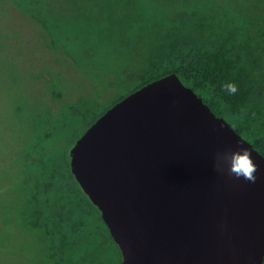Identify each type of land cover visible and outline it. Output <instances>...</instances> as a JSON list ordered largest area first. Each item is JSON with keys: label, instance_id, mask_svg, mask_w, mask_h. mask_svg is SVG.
Masks as SVG:
<instances>
[{"label": "water", "instance_id": "95a60500", "mask_svg": "<svg viewBox=\"0 0 264 264\" xmlns=\"http://www.w3.org/2000/svg\"><path fill=\"white\" fill-rule=\"evenodd\" d=\"M70 149L120 264H263L264 157L177 75L114 104ZM245 149L255 180L232 171Z\"/></svg>", "mask_w": 264, "mask_h": 264}, {"label": "rangeland", "instance_id": "374dc122", "mask_svg": "<svg viewBox=\"0 0 264 264\" xmlns=\"http://www.w3.org/2000/svg\"><path fill=\"white\" fill-rule=\"evenodd\" d=\"M147 1L0 0V212L20 192L25 165L21 147L30 138L31 112L45 110L49 126L63 125L58 142L69 149L86 131L88 115L129 93L131 85L120 73L130 55L139 56L135 42L156 17ZM199 1L213 9L211 25L225 14L214 10L227 6L228 13L236 12V20L216 36L234 43V54L255 71L257 96L264 99V0ZM168 7L158 8L166 18ZM165 28L167 34L178 33L176 21ZM185 31L170 41L157 37L159 47L163 42L169 52L176 51L188 43L176 38L192 35ZM156 59L147 57L148 66ZM51 98L54 107L62 108L57 113L50 110ZM79 111L88 114L83 121ZM3 228L0 264H28L34 245L30 234L19 224Z\"/></svg>", "mask_w": 264, "mask_h": 264}, {"label": "trees", "instance_id": "16d2710c", "mask_svg": "<svg viewBox=\"0 0 264 264\" xmlns=\"http://www.w3.org/2000/svg\"><path fill=\"white\" fill-rule=\"evenodd\" d=\"M154 1L147 2L151 4L149 11L156 17L145 27L143 38L135 42L140 46L139 56L130 55L124 72L120 73L131 85L129 93L118 96L101 111L86 114L90 116L87 129L126 96L175 74L216 117L223 118L264 157V99L257 96L255 71L234 54L232 41L216 36L229 20H236V12L228 13L227 6L214 10L225 14L214 18L211 25L209 10L213 9L199 0ZM164 4L170 8L167 18L158 10ZM174 21L178 24V33L182 35L187 30L192 35L178 36L176 39L183 43L186 39L188 43L169 52L163 42L164 46L159 47L157 37L164 41L175 39L178 33L167 34L165 28L174 25ZM193 24L201 26L193 27ZM147 57H157L152 67L148 66ZM229 83L236 86L234 93H228ZM51 100L50 110L57 113L62 108L54 107ZM43 112H31L30 138L21 147L25 159L24 179L18 185L20 192L14 203L0 212V234L6 231L4 226L18 224L30 234L34 245L28 264H120V248L105 226L101 212L71 172L70 148L76 142L70 150L61 145L58 139L63 125L49 126L48 114ZM77 114L82 117L81 121L86 117L83 111ZM22 122L30 126L24 119Z\"/></svg>", "mask_w": 264, "mask_h": 264}, {"label": "clouds", "instance_id": "9594fccd", "mask_svg": "<svg viewBox=\"0 0 264 264\" xmlns=\"http://www.w3.org/2000/svg\"><path fill=\"white\" fill-rule=\"evenodd\" d=\"M226 88L230 94L236 91V86L231 83L227 84ZM233 159L234 164L232 171L237 173V176H243L244 178L255 180L253 173L255 172L257 165L253 163L248 149H245L243 153L234 154Z\"/></svg>", "mask_w": 264, "mask_h": 264}, {"label": "flooded vegetation", "instance_id": "af4514ba", "mask_svg": "<svg viewBox=\"0 0 264 264\" xmlns=\"http://www.w3.org/2000/svg\"><path fill=\"white\" fill-rule=\"evenodd\" d=\"M30 106H31V105H30V103H29L28 107H30ZM28 107H27V108H28Z\"/></svg>", "mask_w": 264, "mask_h": 264}]
</instances>
